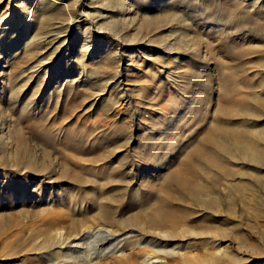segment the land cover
I'll list each match as a JSON object with an SVG mask.
<instances>
[{
	"label": "rangeland",
	"instance_id": "374dc122",
	"mask_svg": "<svg viewBox=\"0 0 264 264\" xmlns=\"http://www.w3.org/2000/svg\"><path fill=\"white\" fill-rule=\"evenodd\" d=\"M147 256L264 264V0H0V264Z\"/></svg>",
	"mask_w": 264,
	"mask_h": 264
},
{
	"label": "bare ground",
	"instance_id": "6f19581e",
	"mask_svg": "<svg viewBox=\"0 0 264 264\" xmlns=\"http://www.w3.org/2000/svg\"><path fill=\"white\" fill-rule=\"evenodd\" d=\"M35 3H37V1H34L32 5H34ZM29 7H30L29 5H26L25 8H24L25 11H27V10L29 9ZM32 7H33V6H32ZM29 10H30V9H29ZM29 10H28V11H29ZM31 11H32V10H31ZM96 11L98 12V10H96ZM58 31H59V30H58ZM81 201H82V200H81ZM81 201H80V202H81ZM87 229H89V227H88ZM89 230H90V229H89ZM84 231H85V230H84ZM86 231H87V230H86ZM57 232H58V231H57ZM90 232H91V231H90ZM98 232H99V235H100V233H102L103 236L105 235V238H111V239H112V238H115L114 232H109V231H107V232L103 231V232H102V231L99 230V229H98ZM82 233H83V232H82ZM86 233H87V232H86ZM94 233L96 234V232H94ZM94 233H91V234H93V236H95ZM87 234H88V233H87ZM89 234H90V233H89ZM79 235H80V234H79ZM139 235H140L139 238L136 237V235H134L135 238H136V239H134V242H133L134 245H135L136 241L138 242V241L140 240V238H143V237H144L145 234L142 233V232H140ZM58 236L61 238V241H60V242H62V244L64 245L63 247H65L67 250H70V249H71V248L69 247V245H68V246H65L66 243H67L68 241H72V242H75V243H81V242L83 243V241H81V242H80V241H74V239H76L77 235H73L72 238H71V237L69 238L68 235L66 236V235H64L62 232L59 231V232H58ZM97 236H98V235H97ZM60 238H59V239H60ZM83 238H84V237H83ZM89 238H90V237H89ZM103 238H104V237H103ZM84 239H85V238H84ZM90 241H91V240H90ZM95 242H96V241H95ZM82 243H81V244H82ZM139 243H140V242H139ZM58 244H59V243H58ZM70 244H71V243H70ZM82 245H83V244H82ZM136 245H137V244H136ZM75 246H76V245H75ZM86 248H87V247H86ZM71 251H72V249H71ZM78 251H80V250H78ZM81 251H82V250H81ZM152 257H154V256H149V257L147 256L146 259L142 261L143 264H147V263H146V260H148V259H150V258H152ZM163 264H165V263H163Z\"/></svg>",
	"mask_w": 264,
	"mask_h": 264
}]
</instances>
